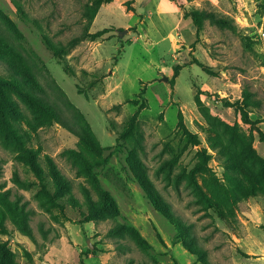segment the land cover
I'll use <instances>...</instances> for the list:
<instances>
[{"label":"rangeland","instance_id":"374dc122","mask_svg":"<svg viewBox=\"0 0 264 264\" xmlns=\"http://www.w3.org/2000/svg\"><path fill=\"white\" fill-rule=\"evenodd\" d=\"M0 30L76 129L30 126L16 98L0 192L34 237L6 217L2 264H264V0H0ZM48 158L69 189L42 186Z\"/></svg>","mask_w":264,"mask_h":264},{"label":"trees","instance_id":"16d2710c","mask_svg":"<svg viewBox=\"0 0 264 264\" xmlns=\"http://www.w3.org/2000/svg\"><path fill=\"white\" fill-rule=\"evenodd\" d=\"M8 29L10 30V26L6 30ZM50 47L56 52L54 45L50 44ZM15 51L8 33L0 30V63L4 64L9 70V77L0 75V131L4 135L19 136V128L10 120L11 113L20 114L17 98L21 99L28 108L30 116L27 119L30 126L37 127L56 122L62 124L71 132H76L73 124L58 110L54 103L44 96L40 83L29 70L25 69L23 62L15 57ZM30 163L33 171L40 176L43 187L48 185L46 180L48 174L54 182L53 185L65 187L66 189L72 186L71 180L59 170L50 158H48V172L43 169L38 160L32 159ZM258 167L260 168V166ZM260 174L264 182L263 168H260ZM248 187L252 191H263L262 188H256L251 183ZM8 194V190L0 192V224H3L4 219L9 217L24 233L34 237L33 228L29 223L30 211L25 209L24 206H19L17 201L11 199ZM60 201L62 205L64 204L63 201L80 204L79 198L73 192H64ZM155 201L158 203L160 210L177 224L178 217L174 214L170 204L158 197ZM83 203L99 218H106L117 213V205L105 189H101L99 196L94 197L89 188H84ZM43 233L46 234V230ZM2 257L5 259L3 250L0 249V264L3 263Z\"/></svg>","mask_w":264,"mask_h":264},{"label":"crops","instance_id":"0c3cea01","mask_svg":"<svg viewBox=\"0 0 264 264\" xmlns=\"http://www.w3.org/2000/svg\"><path fill=\"white\" fill-rule=\"evenodd\" d=\"M171 18H172L174 24H175V23L177 22V20H178V17H175V16H172ZM103 22H104V19H103ZM173 27H174V26H173Z\"/></svg>","mask_w":264,"mask_h":264}]
</instances>
